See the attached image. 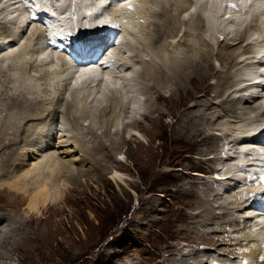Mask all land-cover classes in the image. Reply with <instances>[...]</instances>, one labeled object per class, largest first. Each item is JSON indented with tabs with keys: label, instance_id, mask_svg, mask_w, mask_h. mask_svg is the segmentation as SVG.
<instances>
[{
	"label": "rangeland",
	"instance_id": "374dc122",
	"mask_svg": "<svg viewBox=\"0 0 264 264\" xmlns=\"http://www.w3.org/2000/svg\"><path fill=\"white\" fill-rule=\"evenodd\" d=\"M172 2L170 10H174L172 13L175 14L176 6L173 0ZM186 2L191 1L186 0ZM154 8L161 10L160 6L156 4ZM6 14L9 15L8 11ZM157 17H154L153 21L156 20V22L161 23L163 21L162 17ZM250 18L246 19V23L251 22L253 17ZM184 19L185 22H183ZM1 21L2 19H0ZM200 21V19H192L191 16L185 15L182 20L177 21L176 25L171 23L172 26H169L165 31L164 37L168 40V38H174L178 35L179 39H181L183 33L189 31L199 37H187L185 40L194 48L201 49L202 53L192 51L189 47L177 41L170 46L167 45L166 41L159 42V45H156V33H154V36L148 33V39L144 32L138 33L140 35L137 34L136 40L140 39L142 42H147L141 47L147 48L151 46L153 50L150 47L149 53L146 54V51H144L142 55L139 48L137 55L138 65L135 70H131L134 72L130 74L129 79L124 78L119 82L118 88L123 90L119 96L125 98V101L132 102V105L136 102V105H127L128 109L125 112L118 110L120 105L115 102L114 105L107 101L109 91L98 95L97 99L93 98L96 94H93L88 99L90 118L87 119H90V121L86 119L84 123L82 122L83 120H80L78 125L81 124V126H76L72 123L71 114L66 115L67 112L64 107H59L61 109L57 111L58 116L53 128L61 129L69 117L70 121L67 122L66 130H71V132H67L69 134L64 133L69 135V137L72 136V140H76L83 148H93L92 150H95L93 155H97V158L103 157V161L100 164L93 160V156L89 154L91 151L83 153L73 146H65L63 143L59 145V142L64 141L68 137L62 138L65 134L61 133V135L58 132L54 137L56 142L54 141L53 144L49 143L50 145L48 144L47 147L51 148V152H56L54 158L61 160L64 165L68 164L70 166V164H73L65 161H74V167L72 165L73 170H69V172H67V168H63L65 172L62 173L61 171L62 174H57L58 172L54 174L53 170L51 171V180L56 174L59 175V177L57 176L58 178H55L54 187L60 188L64 182V186L61 187L63 188L62 191L64 190L63 199L43 207L39 214L31 215L29 210L26 209L28 204V199L26 198L30 197L29 193H22V196L2 185L6 181L13 182L14 176L20 175L19 172L26 169V167H21L23 161L21 160L20 164L17 162L11 168L12 170L9 169V172L12 171V173L8 177L1 175V173L6 172L11 166L9 162H5L7 158L14 161V159H19L24 154V150L31 151L33 149V146H31L32 142L28 141L30 145L27 144L25 148L24 143L20 141L26 138L24 136L27 126L30 128L31 126H39L38 128L41 126L43 128L46 123L41 125L42 121L31 120L27 123L24 132L23 130L19 132L17 137L19 144L13 143L14 145L17 144V147L13 144V147L10 145L11 147L8 146L7 148L4 144L2 145V148L6 149L0 151V193L6 196L0 198V218L2 217L1 219H3L1 224L4 223L1 227L11 226L9 231L6 229L8 233L6 231H4L5 234L4 232L0 233V249L2 253L6 254L7 251L11 252L15 248V258L20 259V264H212L214 261L223 262V260L230 263L229 260L233 261L231 258L234 257L236 258L234 264L251 262L250 255L245 252V248L248 246L246 244L249 243L245 240V235L241 233L232 234L234 229L226 227V224L230 222L228 218L234 215L227 213L228 216L226 217V215H222L226 210L218 208L220 204H226L224 201L228 194L217 183L212 184L211 187H214L213 189L216 191L219 190L221 195L208 197L206 194V190L209 192L210 188L207 179L209 178L213 181L211 177L214 172L212 171L219 166V162H215V156L218 154L215 151L220 152L223 142L230 137L220 136L221 133L219 131H214L217 134L216 136H220L217 138L214 134H205L203 133L204 130H201L199 132V140L203 141L201 143L198 142V144H190L186 136H180L178 132L176 133L181 120H187L186 117L192 108L196 105L199 106V102H210L212 100L213 91L216 89L215 86L219 85V78L222 75L218 73L219 77L217 79V72H215L214 66L221 69L215 61L216 54L221 51L222 43L226 41L223 36L218 35L220 37L214 41L215 47L213 49L204 48L208 44L204 40H210V36L204 31L201 32V30H197L198 32L189 30L191 25L202 26V21ZM252 23L256 24L255 21H252ZM242 27L244 25L238 24L236 26L234 24L233 27L230 26L228 28H234L235 31L237 28ZM154 28L150 26L147 29L146 27L148 32L150 30L153 32ZM30 31L31 28L25 35L27 36ZM2 36L7 37V32L0 28V38ZM35 37H38V33L32 39ZM132 40L134 41L135 39ZM10 45L19 46L20 44L18 45V42H14V44L11 43ZM30 47L35 49L32 42ZM129 47L125 46L124 48V51L129 50L128 54L121 52L118 56L121 58V56L128 57L137 54ZM162 48L165 49L168 55L176 58L178 63L176 67L178 72L173 70L166 71L168 79L166 82L168 84L164 83L165 87L154 85L150 75L152 73L145 70L152 63V60L156 58V52H159ZM230 56L229 58L235 57V53ZM139 57L140 59H138ZM33 65L35 63L30 68ZM10 72L8 71L7 73L9 74ZM29 72L32 75L39 74L33 71V68ZM202 72L205 73V76L200 82L198 74ZM153 75L156 76L154 73ZM183 78L185 84H178ZM193 78L194 81L197 78L195 87H192L190 83ZM2 80L5 81L3 82ZM203 81L204 84L202 85ZM40 82H42L40 83V92L45 90L44 93H41L42 96L47 98L54 97L53 99L56 101L63 100L61 101L63 104L67 100H72L75 95V92L68 90L69 81L65 84L60 83L63 85L59 87L58 82H56L55 86L48 87L49 90L46 88V84H49V81L42 80ZM2 83L3 85H8L6 79L3 78L0 80V88ZM145 85H147V91L144 88ZM11 87L12 89L14 88L13 91L18 90L14 85ZM182 88L188 89L191 94L186 95L187 91L182 90ZM179 90L182 92L181 94L178 92ZM20 91L21 93L24 92L23 90ZM82 93V96L79 94V100L84 103L85 96L88 93ZM35 94L38 96L37 92ZM38 94L40 93L38 92ZM51 94L55 95L52 96ZM170 96L173 98L172 100ZM254 102L256 101L251 99L238 105V107L241 108L242 105V108L255 106ZM213 103L216 104L217 102L213 101ZM101 106H107L109 108L108 112L103 113L100 111L103 108ZM111 106H114V109L111 110ZM41 107L48 109L47 105ZM133 108L138 110V113L134 112V116L136 115L138 119L134 118L135 124L133 127L140 126L141 128L139 130L127 128L122 133L126 125H129L131 117L127 118V116H131L130 111H135ZM202 110H206V108L202 106ZM46 115L49 116L47 120L52 122V113L48 112ZM114 119H119V123L125 121V125H120L119 136H116L118 132L114 134V137L119 141V148L123 152L122 156H113L118 159L119 166L114 162L113 157L111 158V155H116L119 152L111 149L106 150L110 145L108 136L102 132V127L106 120L108 124H111L112 120L115 124L117 121ZM224 120H229V118L224 116ZM230 120L233 119L231 118ZM90 123L99 124V126H96L98 128L97 132H95L99 135L94 136L89 132ZM49 124L47 123V127H50ZM108 124L106 123V126ZM239 124L241 123L239 122ZM187 126L190 127L191 125H186L185 127ZM34 130L30 131V133L33 134L37 131L36 129ZM133 134L142 138V145L135 141L138 139L135 137L132 138L133 141L122 139V136H132ZM30 135L28 140H36L38 145L45 140V137H43L44 140L42 137H40L41 139L37 138L38 134H35L34 138ZM97 140H103L107 147L97 146V143H99ZM109 140H111V144L113 139L109 138ZM10 141L14 142V140ZM93 144L94 146H92ZM35 156L28 158L25 164L32 165L34 162H39V155ZM220 156L222 155L220 154ZM220 156L219 160L222 159ZM44 157L48 156L45 155ZM4 163H7L6 167ZM48 169L50 170L51 167L46 168V173ZM76 169L82 171L77 172ZM105 169H117L120 171L125 178L124 184H117L108 180V174L104 172ZM72 172L74 173L71 174ZM46 176L48 177V174ZM74 176L78 180L77 178L74 179ZM31 185V192H34L37 189L35 180L31 181ZM217 187L219 189H216ZM213 212H215L214 215H222V219L220 218V221L214 222L216 219L214 218V223L209 222V217L206 214ZM9 233L11 238L3 241L5 235ZM27 236L29 237L28 240L22 242L23 238ZM14 243L20 244L14 245ZM12 244L14 245L13 248L10 247ZM2 262L0 260V264ZM252 263L255 262L253 261Z\"/></svg>",
	"mask_w": 264,
	"mask_h": 264
},
{
	"label": "bare ground",
	"instance_id": "6f19581e",
	"mask_svg": "<svg viewBox=\"0 0 264 264\" xmlns=\"http://www.w3.org/2000/svg\"><path fill=\"white\" fill-rule=\"evenodd\" d=\"M111 1L112 0H98L96 2H88V5L85 0H77L76 2H77V6H81L80 7L81 11L86 9L91 12L92 11L91 8H96L100 10L103 14H106L107 11L103 9V6L107 3H111ZM173 1L176 6L175 14L172 13V11L174 10L172 11L170 10L171 5L173 4L172 0L139 1L136 3V5H134L135 7L134 13L128 17H119L118 16L119 13L115 12L114 19L118 22H120L121 20H125L126 24H129L128 27L132 29L133 34H128V35L122 34V37L125 36V37H129V38L131 37L132 39H135L134 41L131 40L132 43L127 44L126 47L130 46L129 48L132 51H135V53L137 52V54L128 56V57L121 56V60H119V62L116 61L114 65L116 66L119 63L118 64L119 67L122 68L124 71L123 70L122 71L121 70H111L107 72L105 75H104L105 72H103L102 74H96L90 78L88 77L89 80L84 81V79L79 74L75 73L72 66L69 65V63L65 60V58L63 57L53 58L46 51V49H43L44 46L40 42V39L42 36V34L40 33V30H41L40 27L37 26L38 28H36L35 30H33L34 28L33 27L31 31L29 32V34L27 36L25 35L30 29L29 28L30 24L25 23L26 18L24 15V10L22 9V6L19 0H5V1L0 0V4H1L0 5V16H1L0 19H2V21L0 22V28H3V30L7 32V37L2 36L0 38V80L4 78L6 79L8 83V85H3L2 83L1 84L2 86L0 88V140L2 139L0 143V151L1 150L4 151V149L12 145L13 143L19 144L17 140L19 132L22 130L24 132V130L26 129L27 123L29 121L39 120V122L42 121L41 125H44L46 123L43 128H41V126L40 128H38L39 126H35V127L31 126V128L27 126V129L25 130V136H24L26 138H23L20 141L24 143L25 148H26V145L29 144L28 141L32 142L31 146H33V149H31V151L28 149H26L28 151L24 150V154H22L19 159H16V160L14 159V161L7 158L5 162L7 163L9 162L11 166L10 168L6 170V172L1 173V175H5V177L6 176L8 177L12 173V171L9 172V169H11L17 162L20 164L21 160L23 161V164H21V167H26V169L20 171L19 172L20 175H15L14 176L15 178L12 177L14 179L13 182L6 181L2 185L6 186L7 189H9L10 191L18 193L19 195H22V193H25V194L29 193L30 197L26 198L28 199V204H27L26 209L29 210L31 215H34V214L36 215V213L39 214V212L41 211L43 207H47L50 204L54 203V201L63 199L64 190L62 191L63 188L61 187L64 186V182H63V186L61 185V187L58 188V187H54V181L56 180L55 178L57 176L59 177V175L57 174H62L63 172H65L63 168L64 169L67 168L66 169L67 172H69V170H73L72 165L74 164V161L73 160H72L73 162L65 161L67 163H73V164H70L71 167L68 164L64 165L63 162H61V160H59L58 158H54V155L56 154V152L55 151L51 152V148L47 147L49 143L51 144L54 143V141L56 140V139L54 140V137L56 134H58V132H60V134L61 133L63 134L64 132L66 133L71 132V130H66L67 124H68L67 122L70 121L69 117L66 119L67 121L65 124H64L65 121L63 122L64 125L61 127V129L53 128V125L56 122V119L58 116L57 111L61 109L59 107H64V110H66L67 112L66 115L71 114L70 116L72 118V121H71L72 123H74L76 126H81V124L78 125V123H80L79 122L80 120H83L82 122H84V120H86L87 118H90V111H89L90 109L88 105L89 104L88 99L93 94H96L95 97L93 96V98L97 99L98 95H101L106 91H109L108 92L109 94L107 95V101L108 102L110 101V103L114 105L115 103L117 105H120L118 110L120 112H125L128 109L127 105L129 104L132 105V102L130 103L129 101H125V98L119 96V94H121V92L123 91L118 88L119 82L121 81V79H124V78L129 79L130 74L134 72L131 70H135L136 66L138 65V60H137L138 49L140 48L141 53L143 55L144 51H146V54H148L149 49L151 47V46L147 48L141 47V45L146 44L147 42H142L140 39L136 40L137 34L144 32L146 33V36L148 39V36L150 34L154 36L155 35L154 33H156V45H159V42L166 41L167 45L170 46L174 42L177 41L178 43H182L186 45L192 51L202 53L201 49L194 48L191 44H189L185 40L187 37H196V38L199 37L198 35L197 36L193 35L189 31H185V32L183 31L184 33L181 39H179L178 35L174 38L172 37L168 38V40H166L167 38L164 37L165 31L169 28V26H172L171 23L176 25L177 21L179 22L180 20H182V18H184L185 15L191 16L192 19H200L202 21V26H197V25L190 26L189 25L190 26L189 30L194 31V32H198L197 30H201V32L204 31L210 36V40H207V39L204 40L208 42V44L205 45L204 48H207L209 50L213 49L215 47L214 41H216L220 37V36L218 37V35H221L224 37V40L226 42L222 43V47L220 49L221 51L219 50L220 52L219 53L217 52L216 60H215L221 69H218L216 68V66H214V70L215 72H217L216 74L217 79L219 77L218 73H221L222 75H221V78H219V85L218 86L216 85L215 86L216 89L214 87L215 91H213L214 95L212 97V100L216 101L217 103L214 104L212 100L210 102H206V101H203L202 103L199 102L198 103L199 106L196 105L194 108H192L191 112L188 113V116L186 117L187 120L185 121L181 120L180 125L178 126V129H176L177 130L176 133L178 132L180 136H186L187 141L190 144H193V143L198 144V142L201 143L203 141V140L201 141L199 140L200 139L199 132L201 130H204L203 133L205 134H209V135L214 134L215 137L217 138H219L220 136L230 137V138H227L228 143L227 144L224 143L222 145L223 147L222 148L220 147V152L217 150L215 151L216 153H218L215 156L217 159V160L215 159V162L216 163L219 162L218 163L219 166H223V168L227 167L229 169H225L224 174L221 171L223 168L221 169L214 168L213 171L211 170L212 172H214V174L211 177L213 181L210 180L209 178L207 179V183L210 186V188H209V192L208 190H206L207 191L206 194L208 197L210 196L216 197V196L221 195L219 193V190L216 191L213 189L214 187L213 188L211 187V185L214 183H217L218 185H221V187L224 188L226 194H228L227 198L224 201L226 204L221 202L222 204H220L218 208L221 210H226L222 214V215H226V217L228 216L227 213H230V215L232 214L234 215L231 218H228L230 219V222L229 223L226 222L227 223L226 227L234 229L233 233L230 232L232 234L241 233L242 235H245L244 236L245 240L249 242L246 244L248 246L245 248V252L248 253V255H250L251 262L243 263V264H264V243L262 240L259 241V236H261L264 231V218L260 216L259 211L257 209V207L260 204L264 203V200L261 199V197L264 198V192L261 191V194L257 198L258 200H256L255 196H252L253 194L252 192L254 191V189H256L257 187H260L259 182H258V174L264 173L262 163L260 162L261 154H257V149L261 147L259 146L257 142L261 140V138L255 137V135H253V131L251 130V129L254 130V128H258V127L261 128L264 126V104H262L263 102L262 92L264 88L250 83L251 79L256 76L257 70L261 66H264L260 62L255 61V59L258 58L261 53H264V24H262V22L264 21V10L260 9L262 6H264V0H251L250 3H248L246 0L239 2L238 6H241V8L248 9L249 12L247 11L248 12L247 15H242L243 13L238 12L235 9H230L229 11L231 15L236 18L235 23H231L230 21L228 23L225 20L226 14L221 11V3L218 2L219 0H190L191 2H186V0H173ZM126 4L127 2L124 3V5ZM155 4L160 6L161 10H156L154 8ZM248 4L250 5L248 6ZM192 8H194V10H191ZM7 11L9 15L6 14ZM110 11H113V12L116 11L113 5L110 6ZM218 14L222 15L221 19L217 17ZM83 15H85V13H83ZM157 16L162 17V20H163L162 21L163 23L161 22L162 24L160 22L159 24L158 22H156V20L153 21L154 17H157ZM242 16H244V18H242ZM249 16H252L253 18L251 17L252 20L250 23H246V19H249ZM7 17L9 19H7ZM86 19L89 20L90 24H94V25H100V23L103 21V17L97 15L96 13L95 14L93 13V15L91 16L90 15L87 16ZM141 19H143L144 22H141ZM252 21H255L256 24H253ZM183 22H185V19L183 20ZM64 23L71 24V21L68 19H65ZM148 23L149 25H147ZM222 24L224 25L219 26ZM234 24L236 26L238 24H242L244 25V27L239 28V29L237 28V30L233 32L229 30L231 28H228V27L230 26L233 27ZM150 26H152V28L155 27L153 32H151V30L148 32L147 29ZM251 31H255V32L251 33ZM37 33H38V37H35L32 39V37ZM254 34L258 35L257 36L258 39L253 37ZM113 41L116 43V40L113 39ZM14 42H18V45L19 44L20 45L19 46L16 45L17 47L10 45L11 43L14 44ZM31 42L35 49L30 47ZM104 42H105L104 37H100L91 44L92 45L91 47L93 48L99 47ZM237 43L238 45L236 46ZM4 47H7V48H4ZM151 49L153 50L152 47ZM116 53H117L116 55L118 56V54L121 53V51H117ZM233 53H235V57L229 58V56ZM117 58H120V57L118 56ZM138 59H140V57ZM70 61L72 62L71 59ZM212 62L214 63V61ZM33 63H35V65L32 66L33 71L38 72L39 73L38 75H35V74L32 75L31 72H29L30 69H32L30 67ZM151 64L148 65L149 67H147L145 70L148 71L149 73H152L150 74L152 76L151 81L154 82V85H157L160 87H165L164 83L168 84V82H166L168 80L167 73H166L167 70H173L175 72H178L176 69L177 64H178L177 59L174 58L173 56L168 55L164 48H162L159 52H156V58L152 60ZM8 71H11V72L8 74L7 73ZM153 73L156 74V76H154ZM198 76L200 77V82H201L203 76H205V73L203 72L199 73ZM194 78L190 81L192 87H195L194 85L197 82V78L195 81H194ZM42 80H45L47 82L49 81L48 82L49 84H46L47 89L48 87L55 86L54 84L56 82H58L57 84L59 87L63 85L60 83L65 84L69 81L68 90H70L71 92L72 91L75 92L74 93L75 95L73 94L74 96L72 100L70 101L67 100L65 101L66 103L64 104L61 103V101L63 100L56 101L55 99H53L54 97L47 98L46 96H42L41 93H44L45 91L44 90L40 92V88H41L40 83H42L40 81ZM2 81L4 82L5 80H2ZM184 81L185 80L183 78L178 84L182 85ZM32 83L34 84L32 85ZM203 84H204V81L202 82V85ZM12 85L16 86L18 90L15 89L16 91H13L14 88L12 89L11 87ZM146 87L147 85H145L144 88ZM184 88H182V90L187 91L186 95H190L191 93L188 91V89L185 90ZM20 90H23L24 92L21 93ZM18 91H20V93H18ZM146 91H147V88H146ZM36 92L38 96H36L35 94ZM38 92L40 94H38ZM82 92H84L85 94L88 93V95L85 96L84 103H81V100H79L80 95L83 94ZM178 92L180 94L182 93L180 90ZM51 95L53 96L55 94H51ZM51 95H47V96H51ZM172 99L173 98H171V100ZM251 99L256 101L254 102L256 104L255 106H249V107L247 106L245 108H242L243 106L242 105L241 108L238 107V105H241L242 103L249 101ZM194 103H195V100H194ZM134 104L136 105V102H134ZM44 105H47L48 109L47 108L43 109L41 107ZM202 106L205 107L206 110H202ZM110 109L111 110L114 109V106L113 107L111 106ZM108 110L109 108L105 106L100 111L104 113V112H108ZM133 110L135 111H130L131 116L129 117L127 116V118L131 117L128 123L129 125H126V128L124 129L122 127L123 129L122 133H124L127 128H134L136 130L137 129L139 130L141 128L140 126L133 127V125L135 124V121L133 120H135L134 118L137 117L136 115L134 116L135 114L134 112L138 111L135 108H133ZM48 112L52 113L51 115L52 122L47 120L49 116H47L46 113ZM224 116H227L229 120L225 121ZM231 118L233 120H230ZM87 120L90 121V119H87ZM115 121H117L115 122V124L113 120L111 124H108V121L106 120L104 126L102 127L103 129L102 132L108 136V142L110 146L107 147V145H105L103 140H97L99 141V143H97V146L102 145L105 148L107 147L106 150L111 149L116 152H119L116 155L114 154L111 155V158L113 156L116 157L117 155L122 156L123 154L122 149L119 148V141L118 139L114 137V134L118 132L116 136H119L120 125L124 124L125 121L121 123H119V119L118 120L116 119ZM239 122L241 124H239ZM47 123L48 124L51 123L49 124L50 127H47ZM106 123L108 124L107 126H106ZM97 124L96 125L91 124V123L89 124V128H90L89 132L93 134L94 136L99 135L95 133L97 132V129H98L96 128V126H99V124L98 125ZM186 125H191L190 126L191 129L188 126L185 127ZM34 129H36L37 131L34 132L33 134L30 133V131H33ZM214 131H219L221 135L219 137L216 136L217 134ZM35 134H38L37 138L42 137L43 139V137H45L44 138L45 140L43 139L44 141L42 140L43 143H41L40 145H38V142L36 140L35 141L30 140V139L28 140L29 135L33 136L34 138ZM67 134L63 135L62 138H67V137L68 138L62 142H59V145L60 143H63V145L65 146H73L74 148H77L78 151H81L83 153H85V151H91V153L89 154L93 156V160H96L97 163H100V164L102 163L103 157H101L102 158L101 159V158H97L96 157L97 155L94 156L93 152L95 150L93 151L92 150L93 148H89L85 146H84L85 148H83L80 144H78L76 140H72L71 138L72 136L69 137V135ZM7 137H9V139H7ZM134 137L138 138L135 141H137L139 145H142L143 143L142 138H140V136L136 137V135L134 134L132 136H126V137L122 136V139L126 141L128 140L133 141L132 138ZM241 137H246V138H241ZM109 138L113 139L111 144H110L111 140H109ZM10 140H14V142H11ZM6 141H8L7 144H5ZM3 144L6 146V148L4 149L2 148ZM94 144L92 146H94ZM14 146L17 147V144ZM27 147L29 148V146ZM19 149L21 148L19 147ZM220 154L222 156H220ZM35 155H39L38 158L40 161L36 163L33 161L34 164L26 165L25 163H27V159ZM45 155H47L48 157H44ZM219 156L222 158L221 160H219ZM114 157H113V159L115 160L114 162L118 164L119 163L118 159ZM208 160L211 161L210 159ZM208 160L206 161L209 162ZM6 164H5V167H6ZM247 164L250 166H255L257 164V166L255 167L254 173H252L251 171L247 173V171L250 169V166L247 167L246 169H243V166ZM50 167L51 169L47 170L48 172L49 171L50 172L46 173V168H50ZM52 170L54 174L57 172L58 173L51 180L50 176H51ZM76 171L78 172L82 170L76 169ZM104 172L108 174L107 176L108 180H111L117 184L118 183L124 184L125 178L123 177L122 173L118 171L117 169L116 170L105 169ZM73 173L74 172H72L71 174ZM47 174H48V177L46 176ZM234 174L236 175L235 178H234L235 176ZM221 175H224L225 177H221ZM214 176L219 177V178L221 177V179H215ZM247 176H252V181L250 183H249V179L247 178ZM73 178L76 179L77 177L74 176ZM34 180L37 184V189L34 192H31V187H32L31 181H34ZM60 184L61 182L59 183V186ZM220 191H222V189H220ZM3 196H6V195H3L0 193V198ZM214 213L215 212L211 214H206L209 217V222L211 221V223L220 221V218L222 216V215H217V214L214 215ZM1 218H0V227L2 224H4V223L1 224V222L3 221V219ZM214 218L216 219L213 222ZM9 228H11V226H6L5 228L1 227L0 233L1 232L3 233L4 231H6V229L9 231ZM10 235H11L10 233L8 235H5L3 241L4 240L6 241L9 238H11ZM28 238H29L28 236L24 237L22 242H24L25 240H28ZM19 244L20 243H14V245H19ZM261 244L263 245L260 246ZM14 245L12 244V246L10 247L13 248ZM14 251H15V248L11 252L7 251V253L4 254L2 253V250L0 249V260L3 261L1 264H5V263L6 264H20L21 261L19 258H15L16 256L14 254ZM231 259H233V261L229 260L230 263L228 264L235 263L236 258L234 257ZM253 261L255 263H252ZM227 262L228 261L224 263H227Z\"/></svg>",
	"mask_w": 264,
	"mask_h": 264
}]
</instances>
